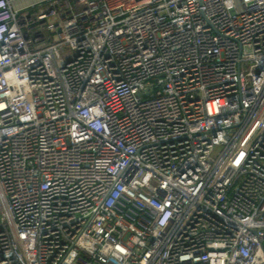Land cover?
Returning a JSON list of instances; mask_svg holds the SVG:
<instances>
[{"label": "built area", "instance_id": "1", "mask_svg": "<svg viewBox=\"0 0 264 264\" xmlns=\"http://www.w3.org/2000/svg\"><path fill=\"white\" fill-rule=\"evenodd\" d=\"M0 264H264V0H0Z\"/></svg>", "mask_w": 264, "mask_h": 264}, {"label": "rangeland", "instance_id": "2", "mask_svg": "<svg viewBox=\"0 0 264 264\" xmlns=\"http://www.w3.org/2000/svg\"><path fill=\"white\" fill-rule=\"evenodd\" d=\"M23 1H26V0H23Z\"/></svg>", "mask_w": 264, "mask_h": 264}]
</instances>
